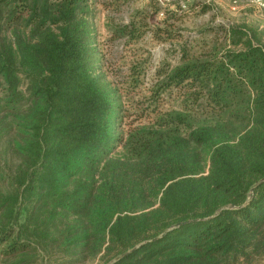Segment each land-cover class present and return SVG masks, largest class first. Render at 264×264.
Wrapping results in <instances>:
<instances>
[{
    "label": "trees",
    "instance_id": "1",
    "mask_svg": "<svg viewBox=\"0 0 264 264\" xmlns=\"http://www.w3.org/2000/svg\"><path fill=\"white\" fill-rule=\"evenodd\" d=\"M149 1L179 58L145 89L148 60L108 81L92 0H0V264L264 260V32L190 42L179 0Z\"/></svg>",
    "mask_w": 264,
    "mask_h": 264
},
{
    "label": "rangeland",
    "instance_id": "2",
    "mask_svg": "<svg viewBox=\"0 0 264 264\" xmlns=\"http://www.w3.org/2000/svg\"><path fill=\"white\" fill-rule=\"evenodd\" d=\"M233 1H237V4L234 5ZM92 2L96 42L104 56V71L108 75V81L122 86L129 65L135 60H148L144 81V87L147 89L151 85L155 70L162 62L177 63L178 53L171 49L169 44L160 43L152 37L151 30L160 25L162 18L159 17V13L154 12V5L149 0H92ZM204 7L207 12H202ZM187 10V14H182L179 27L182 25V33L190 42L211 39L212 34L208 32L215 31L217 24H244L264 32V12L257 10L245 0H192ZM132 20L137 24H142L143 21L148 24L149 31L146 35L137 43L130 45L125 44L124 40L114 39L110 33L111 28L119 24H129ZM145 95L146 92L133 93L129 100L125 101L126 108H129L130 114L133 113L131 119L138 117L135 109L145 103L143 98ZM258 264H264V260Z\"/></svg>",
    "mask_w": 264,
    "mask_h": 264
},
{
    "label": "built area",
    "instance_id": "3",
    "mask_svg": "<svg viewBox=\"0 0 264 264\" xmlns=\"http://www.w3.org/2000/svg\"><path fill=\"white\" fill-rule=\"evenodd\" d=\"M161 7L166 6L170 3L171 0H156ZM192 0H179V6L182 10H186L188 8L189 2ZM248 4L255 7L257 10L264 12V0H245ZM233 4L236 5L237 1H233ZM159 17H164V11L159 12Z\"/></svg>",
    "mask_w": 264,
    "mask_h": 264
},
{
    "label": "water",
    "instance_id": "4",
    "mask_svg": "<svg viewBox=\"0 0 264 264\" xmlns=\"http://www.w3.org/2000/svg\"><path fill=\"white\" fill-rule=\"evenodd\" d=\"M184 223H180V224H178V225H175L174 227H172L170 230H172V229H175V228H178V227H180L181 225H183ZM129 253V252H128ZM128 253H125V254H123L122 256H120V257H118L117 259H115V261L114 262H116V261H118L119 259H121L122 257H124L126 254H128Z\"/></svg>",
    "mask_w": 264,
    "mask_h": 264
}]
</instances>
